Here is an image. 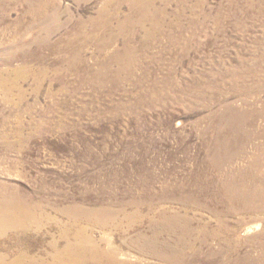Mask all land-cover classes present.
<instances>
[{"label": "rangeland", "instance_id": "obj_1", "mask_svg": "<svg viewBox=\"0 0 264 264\" xmlns=\"http://www.w3.org/2000/svg\"><path fill=\"white\" fill-rule=\"evenodd\" d=\"M0 184L10 260L264 264V0H0Z\"/></svg>", "mask_w": 264, "mask_h": 264}, {"label": "bare ground", "instance_id": "obj_2", "mask_svg": "<svg viewBox=\"0 0 264 264\" xmlns=\"http://www.w3.org/2000/svg\"><path fill=\"white\" fill-rule=\"evenodd\" d=\"M33 8H36L35 4ZM32 14L34 15V13ZM21 203L14 193H9V188L6 185L0 184V233L10 229L28 230L24 224L30 219L28 209ZM66 243L67 245L64 249L54 246V252L48 257L49 261H37L39 258L34 257L28 264H120L114 252L108 251L99 242H95V244L80 242V244L86 243V246L71 245L70 242ZM0 264L27 263L21 255H18L16 259L10 260L8 255L4 253L0 254Z\"/></svg>", "mask_w": 264, "mask_h": 264}]
</instances>
